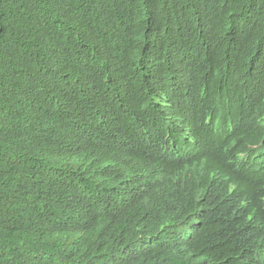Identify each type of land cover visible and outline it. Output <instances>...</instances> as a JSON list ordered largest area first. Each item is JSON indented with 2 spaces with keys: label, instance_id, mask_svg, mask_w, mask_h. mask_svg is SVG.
Here are the masks:
<instances>
[{
  "label": "trees",
  "instance_id": "1",
  "mask_svg": "<svg viewBox=\"0 0 264 264\" xmlns=\"http://www.w3.org/2000/svg\"><path fill=\"white\" fill-rule=\"evenodd\" d=\"M258 79L264 0H0V264H241L231 215L196 212L245 193L155 183L151 131H125Z\"/></svg>",
  "mask_w": 264,
  "mask_h": 264
},
{
  "label": "clouds",
  "instance_id": "2",
  "mask_svg": "<svg viewBox=\"0 0 264 264\" xmlns=\"http://www.w3.org/2000/svg\"><path fill=\"white\" fill-rule=\"evenodd\" d=\"M152 109L148 119L127 128L126 145L134 150L136 135L151 131L152 148L146 157L159 170L157 184L175 186L181 181L191 190L203 177L216 191L244 192L242 201L220 197L204 203L196 219L205 222L215 210L228 212L233 227L247 234L241 264H264V79L218 105L208 98L203 84L181 101L157 95ZM92 116L104 120L102 114ZM126 189L120 186L119 196ZM208 260L227 264L216 255Z\"/></svg>",
  "mask_w": 264,
  "mask_h": 264
}]
</instances>
